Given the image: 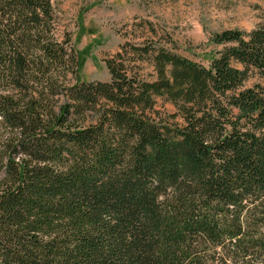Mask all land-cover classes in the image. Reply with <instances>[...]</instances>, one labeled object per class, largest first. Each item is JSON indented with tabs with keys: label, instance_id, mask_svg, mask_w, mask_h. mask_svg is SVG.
I'll return each instance as SVG.
<instances>
[{
	"label": "trees",
	"instance_id": "16d2710c",
	"mask_svg": "<svg viewBox=\"0 0 264 264\" xmlns=\"http://www.w3.org/2000/svg\"><path fill=\"white\" fill-rule=\"evenodd\" d=\"M56 33L50 0H0V264H264V26L208 66L125 43L73 85Z\"/></svg>",
	"mask_w": 264,
	"mask_h": 264
},
{
	"label": "rangeland",
	"instance_id": "374dc122",
	"mask_svg": "<svg viewBox=\"0 0 264 264\" xmlns=\"http://www.w3.org/2000/svg\"><path fill=\"white\" fill-rule=\"evenodd\" d=\"M57 39L70 36L69 51L78 57L77 82H109L104 60L125 43L158 42L181 57L208 66L222 46L209 42L226 30L249 33L264 26V0H50ZM142 74L154 79L149 66ZM257 77L246 84L251 87ZM155 111L167 123L182 124L177 111L164 98H156Z\"/></svg>",
	"mask_w": 264,
	"mask_h": 264
}]
</instances>
